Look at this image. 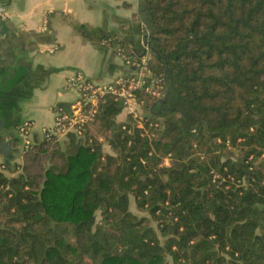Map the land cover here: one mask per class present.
Here are the masks:
<instances>
[{
	"label": "trees",
	"instance_id": "trees-1",
	"mask_svg": "<svg viewBox=\"0 0 264 264\" xmlns=\"http://www.w3.org/2000/svg\"><path fill=\"white\" fill-rule=\"evenodd\" d=\"M137 1L154 137L111 95L79 136L34 132L0 168V264H264V0Z\"/></svg>",
	"mask_w": 264,
	"mask_h": 264
},
{
	"label": "crops",
	"instance_id": "crops-1",
	"mask_svg": "<svg viewBox=\"0 0 264 264\" xmlns=\"http://www.w3.org/2000/svg\"><path fill=\"white\" fill-rule=\"evenodd\" d=\"M137 0H0V168L19 162L17 126L32 120L50 125L56 107L77 98L65 80L81 70L92 82H105L126 68L117 47L102 37L124 36L131 54L141 52L144 39L133 15ZM47 17L46 29L43 19ZM53 53L41 52L53 48ZM125 118L123 112L118 120ZM37 132V128L35 129Z\"/></svg>",
	"mask_w": 264,
	"mask_h": 264
},
{
	"label": "built area",
	"instance_id": "built-area-1",
	"mask_svg": "<svg viewBox=\"0 0 264 264\" xmlns=\"http://www.w3.org/2000/svg\"><path fill=\"white\" fill-rule=\"evenodd\" d=\"M4 15L5 12L0 8V16ZM46 26L47 17H44L43 29H46ZM104 43L107 44L108 40ZM143 49V52L136 53L132 57L123 56L126 70L109 81L92 82L81 70H75L70 74L65 83L67 87L76 91L77 98L68 108L56 107L53 122L50 125L37 127L32 120H24L20 123L17 126L20 150H27L33 144V133L36 128L42 138H53L56 141H65L71 134L81 135L85 126L96 115L99 100L106 95H111L114 100L122 102L125 116H130L134 120L133 126L140 130V136L154 137V133L146 128L147 120L142 113V101L138 99L136 93L145 88L147 92L155 95L158 101H161L165 90H163V78L155 76L149 69L150 54L146 42H144ZM40 51L53 53L54 47ZM117 51L122 55L121 48H117ZM126 71L128 73H125ZM149 126H152L151 123ZM215 177L217 175H214Z\"/></svg>",
	"mask_w": 264,
	"mask_h": 264
},
{
	"label": "rangeland",
	"instance_id": "rangeland-1",
	"mask_svg": "<svg viewBox=\"0 0 264 264\" xmlns=\"http://www.w3.org/2000/svg\"><path fill=\"white\" fill-rule=\"evenodd\" d=\"M100 138H101V140H102V137H100ZM104 150H105V151H109V150H110V149L107 147L106 143H104ZM165 163L167 164V161H166ZM131 209H132L133 211H136L133 202H131ZM98 219H99V218H98Z\"/></svg>",
	"mask_w": 264,
	"mask_h": 264
},
{
	"label": "water",
	"instance_id": "water-1",
	"mask_svg": "<svg viewBox=\"0 0 264 264\" xmlns=\"http://www.w3.org/2000/svg\"><path fill=\"white\" fill-rule=\"evenodd\" d=\"M126 70V68L123 69V71ZM166 95L161 99V101H163L165 99ZM9 143L8 142H5L3 143L2 145H0V147H5L6 150H9Z\"/></svg>",
	"mask_w": 264,
	"mask_h": 264
},
{
	"label": "flooded vegetation",
	"instance_id": "flooded-vegetation-1",
	"mask_svg": "<svg viewBox=\"0 0 264 264\" xmlns=\"http://www.w3.org/2000/svg\"><path fill=\"white\" fill-rule=\"evenodd\" d=\"M0 151H1L2 153H5V152H7L8 150H6L5 147H0Z\"/></svg>",
	"mask_w": 264,
	"mask_h": 264
}]
</instances>
